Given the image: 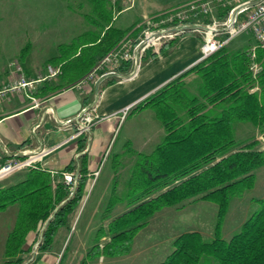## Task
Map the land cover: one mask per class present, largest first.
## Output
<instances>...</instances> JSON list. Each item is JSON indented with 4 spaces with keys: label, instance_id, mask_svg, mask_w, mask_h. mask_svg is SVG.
<instances>
[{
    "label": "trees",
    "instance_id": "1",
    "mask_svg": "<svg viewBox=\"0 0 264 264\" xmlns=\"http://www.w3.org/2000/svg\"><path fill=\"white\" fill-rule=\"evenodd\" d=\"M95 2L103 4L95 6L96 12L106 11L101 0ZM91 22L97 31L80 34L48 60L61 64L63 86L87 74L134 27L107 28L109 20L104 15ZM189 33L182 31L157 50H150L146 58L154 61L168 55ZM254 63L260 69L253 77ZM48 88L46 82L42 90ZM145 110L152 111L164 135L147 152L130 149L112 157L114 175L125 169L128 177L122 191L110 195L103 218L114 217L103 230L108 240L97 245L98 251L108 256L127 254L137 233L155 213L207 201L216 206L212 237L204 239L196 231L181 233L158 264H264V198L256 199L258 208L237 233L229 239L220 235L231 199L251 190L256 172L264 167V47L256 49L254 58L249 49L220 48L148 95L128 115L137 116ZM244 127L250 134L240 135ZM124 157L130 162L123 164ZM65 172L77 176L74 189L65 183ZM88 173L86 155L82 154L78 164L71 161L55 175L31 168L21 182L0 185V212L15 208L0 264H32L27 259L36 242L34 261L52 249L58 232L69 228V216L84 198ZM119 204L124 209L115 215L112 209ZM31 234L37 239L29 243ZM62 259L63 254L58 264Z\"/></svg>",
    "mask_w": 264,
    "mask_h": 264
},
{
    "label": "rangeland",
    "instance_id": "2",
    "mask_svg": "<svg viewBox=\"0 0 264 264\" xmlns=\"http://www.w3.org/2000/svg\"><path fill=\"white\" fill-rule=\"evenodd\" d=\"M101 1L105 9L108 8L107 19H111L114 8L112 0ZM117 1L120 7L128 2ZM179 1L182 0H131L130 8L117 15L114 11L119 5H116L113 21L122 29L133 25L135 27L138 20L136 17L141 16L142 12L166 10ZM95 3V0H0V79L7 78L6 72L16 70L17 65L31 72H46L48 65L56 66L48 60L57 56L64 45L86 30L95 29L91 22ZM253 45L252 34L244 32L231 39L226 46L230 51H244ZM255 75L252 73L253 77ZM139 102L133 104L121 118L123 124L114 132V141L105 152L95 181L90 183L87 195L72 215V224L65 228L68 234L61 252L62 264H158L170 253L172 243L179 234L196 231L204 239H210L215 231V204L207 201L191 202L181 208H167L155 213L137 233L127 253L136 257H126L125 254L108 256L98 251L97 245H103L108 240L104 229L114 217L103 218L110 195L114 190L117 194L122 191L128 177L125 169H119L120 172L114 175L112 157L130 149L147 152L164 135L152 111L145 110L137 116L128 115ZM120 115L122 117L123 113L120 112ZM246 134H250L249 128L240 129V135ZM122 160L123 164H127L131 159L124 157ZM259 198H264V167L256 172V183L251 190L231 199L220 226L221 237L229 239L240 230L244 221L258 208L256 199ZM122 209L123 204H119L112 210L118 215ZM14 216L15 208L12 206L0 212V260L4 239L13 224ZM36 239V234H31L29 243ZM36 254L37 242L33 244L27 262L35 263ZM58 261L55 263L58 264Z\"/></svg>",
    "mask_w": 264,
    "mask_h": 264
},
{
    "label": "crops",
    "instance_id": "3",
    "mask_svg": "<svg viewBox=\"0 0 264 264\" xmlns=\"http://www.w3.org/2000/svg\"><path fill=\"white\" fill-rule=\"evenodd\" d=\"M189 1L191 0H182L171 7ZM112 2L114 11L119 2L117 0H112ZM96 3L95 6L101 2ZM126 3L125 6H118L117 10L114 11L116 15L130 8L131 0ZM101 5L103 4L101 3ZM163 10L165 9L160 11ZM113 11L112 18L108 19L107 28L111 25L120 28L114 23L116 15ZM158 12H142L141 16L136 17L138 20L135 26ZM102 15L108 17V8L106 11L103 8L102 14L94 9L92 20H97ZM92 26L95 28L94 25ZM89 30L91 29L85 32ZM202 42V34L189 33L171 47L168 55L151 61V59L146 58L150 49L138 67L129 63L126 65L127 67L119 70L118 76L99 79L96 82H91L85 88H79L76 85L81 79L80 77L73 83L63 86V80L59 78L60 71L56 77L37 83L32 91L21 89L5 92L0 95L1 160L5 161L14 156H24L45 150L47 151L46 154L37 164L41 169L50 171L52 175H55L71 161L78 164L79 156L85 154L89 172L84 190V196H86L90 183L95 181L96 172L105 158V152L109 150L114 141L115 130L123 124L124 120L121 122V110L143 100L172 78L198 63L201 58L200 47ZM56 66H59L61 70V64ZM20 68L19 71L6 72L7 78L0 79V90L14 82L18 74H23L29 79H36L39 75L46 74L45 71L41 70L31 72L28 69L24 70L21 66ZM110 79H115V81L109 83ZM46 82L49 88L43 91L42 87L46 85ZM56 86L62 87L54 88ZM86 107L91 108L94 123L88 134L76 137V119ZM83 138L85 140L81 142ZM81 144L84 145L83 148H80ZM27 170L22 169L13 173L0 181V185L7 187L21 182L25 179ZM73 214L69 216V227L72 224ZM67 234L65 228L61 229L53 242L52 249L33 264H56ZM125 255H127L126 257H136L131 254Z\"/></svg>",
    "mask_w": 264,
    "mask_h": 264
},
{
    "label": "built area",
    "instance_id": "4",
    "mask_svg": "<svg viewBox=\"0 0 264 264\" xmlns=\"http://www.w3.org/2000/svg\"><path fill=\"white\" fill-rule=\"evenodd\" d=\"M182 31L199 32L203 35L200 61L226 46L237 35L251 33L254 45L249 51L254 58L256 49L264 47V0H191L153 14L137 24L107 51L76 83L77 87L85 88L99 79L118 76L121 67L129 63L138 67L148 50H157L158 46L177 37ZM20 69L17 65L16 71ZM259 69V65L254 63L251 67L253 75ZM60 71L59 66L48 65L46 74L39 75L36 79L18 74L12 84L0 90V95L10 90L32 91L37 83L56 77ZM131 106L121 110L122 119ZM76 123V137L90 132L94 123L90 107L83 110ZM46 152L41 150L24 156H14L5 161L0 157V181L19 170L38 168L37 163ZM63 177L65 183L72 188L75 186L77 176L65 172Z\"/></svg>",
    "mask_w": 264,
    "mask_h": 264
}]
</instances>
